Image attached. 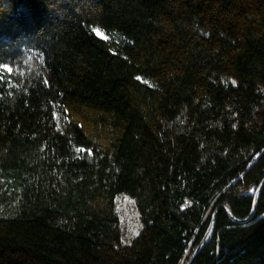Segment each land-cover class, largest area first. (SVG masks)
Wrapping results in <instances>:
<instances>
[{
  "label": "trees",
  "instance_id": "obj_1",
  "mask_svg": "<svg viewBox=\"0 0 264 264\" xmlns=\"http://www.w3.org/2000/svg\"><path fill=\"white\" fill-rule=\"evenodd\" d=\"M0 72V264H264V0H0Z\"/></svg>",
  "mask_w": 264,
  "mask_h": 264
},
{
  "label": "water",
  "instance_id": "obj_2",
  "mask_svg": "<svg viewBox=\"0 0 264 264\" xmlns=\"http://www.w3.org/2000/svg\"><path fill=\"white\" fill-rule=\"evenodd\" d=\"M264 186V178L260 182L259 186L256 188L253 194V203H252V210L250 214L244 218V219H236L233 218L232 215L230 214V211L226 207H222L231 221L237 225L244 226L250 224L254 220V215H255V209L259 200L260 192L262 187ZM215 217H216V210L212 213L209 225L200 241V243L197 245V247L194 249L189 261L187 264H192L196 256L199 254L203 246L212 238L213 231H214V224H215Z\"/></svg>",
  "mask_w": 264,
  "mask_h": 264
},
{
  "label": "rangeland",
  "instance_id": "obj_3",
  "mask_svg": "<svg viewBox=\"0 0 264 264\" xmlns=\"http://www.w3.org/2000/svg\"><path fill=\"white\" fill-rule=\"evenodd\" d=\"M98 37L105 39L104 35ZM4 70L9 71L7 67H4ZM117 206L123 228L124 240L127 241V239L135 236L138 232L139 229L138 217L133 207L132 201L129 200L128 198L126 197L118 198Z\"/></svg>",
  "mask_w": 264,
  "mask_h": 264
},
{
  "label": "snow or ice",
  "instance_id": "obj_4",
  "mask_svg": "<svg viewBox=\"0 0 264 264\" xmlns=\"http://www.w3.org/2000/svg\"><path fill=\"white\" fill-rule=\"evenodd\" d=\"M93 31L96 33V35L98 36H102L103 34L100 32L99 29H93ZM139 79V77H138ZM47 83V82H46ZM233 84H235V81H233ZM78 152H82L84 151V149H77ZM89 155H91V150H89ZM186 203H189V202H186Z\"/></svg>",
  "mask_w": 264,
  "mask_h": 264
}]
</instances>
